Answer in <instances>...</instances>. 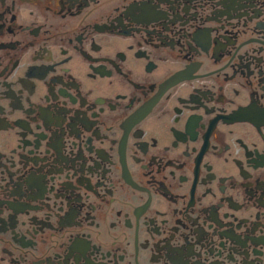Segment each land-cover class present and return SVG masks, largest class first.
Here are the masks:
<instances>
[{"label": "flooded vegetation", "instance_id": "obj_1", "mask_svg": "<svg viewBox=\"0 0 264 264\" xmlns=\"http://www.w3.org/2000/svg\"><path fill=\"white\" fill-rule=\"evenodd\" d=\"M0 264H264V0H0Z\"/></svg>", "mask_w": 264, "mask_h": 264}]
</instances>
